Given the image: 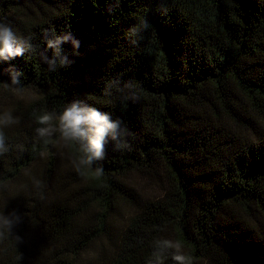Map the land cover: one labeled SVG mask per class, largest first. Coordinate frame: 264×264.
I'll return each instance as SVG.
<instances>
[{"label": "trees", "instance_id": "1", "mask_svg": "<svg viewBox=\"0 0 264 264\" xmlns=\"http://www.w3.org/2000/svg\"><path fill=\"white\" fill-rule=\"evenodd\" d=\"M0 22L34 46L0 58V93L19 72L37 95L0 128V216L20 217L0 264H149L162 239L193 264H264V0H0ZM64 35L79 47L62 43L70 63L50 71L46 41ZM73 101L121 121L126 147L107 139L99 178L35 132ZM132 174L164 195L144 198Z\"/></svg>", "mask_w": 264, "mask_h": 264}, {"label": "clouds", "instance_id": "2", "mask_svg": "<svg viewBox=\"0 0 264 264\" xmlns=\"http://www.w3.org/2000/svg\"><path fill=\"white\" fill-rule=\"evenodd\" d=\"M140 27H147L146 22H142L140 26L131 30L133 35L139 31ZM71 41L74 47H79V41L75 40L71 35L56 36L54 39H47L48 48L54 49V57L49 59L44 56L45 63L49 65V70L54 71L57 63L60 66H66L70 63L67 56L62 55L61 44ZM135 42V41H134ZM34 51L31 38L18 37L12 27L7 22H0V58L4 60L15 59L23 56L25 51ZM22 73L16 72L12 76L11 85L13 91H22L21 81L18 79ZM36 123L41 125L35 129L39 138H43V143L48 145L52 142L53 134L59 133V140L63 142V147L76 148L77 155L71 158V163L77 173L84 178L90 174L96 178L103 175V168L96 167L93 169L94 161H102L105 157V144L107 139L117 141L116 149L126 147V142L119 139L121 133L119 131L121 121L113 120L107 113H103L94 107L82 104L79 101L71 102L57 116L54 113L45 112L35 117ZM57 123H53V121ZM17 121L11 113H0V128L8 127ZM6 136L0 131V155L9 151V145L6 143ZM37 188H40V181H34ZM40 199H44L43 193H40ZM20 221V217L16 213L7 216H0V238L6 233L11 234L16 223ZM21 238L16 237L19 241ZM159 251L152 252L154 260H150L149 264H163L164 253L167 250H174L171 259L175 264H193V259L189 255H185L182 251L183 245L179 240L173 241L162 239L155 241Z\"/></svg>", "mask_w": 264, "mask_h": 264}, {"label": "rangeland", "instance_id": "3", "mask_svg": "<svg viewBox=\"0 0 264 264\" xmlns=\"http://www.w3.org/2000/svg\"><path fill=\"white\" fill-rule=\"evenodd\" d=\"M36 96L34 91L17 92L13 90H3L0 93V113L9 112L14 116H21L26 110L27 105ZM61 147L66 163L72 164L68 149L63 147V142ZM129 180L136 191L146 199L159 198L163 196L166 191V182L164 179L155 180L132 174ZM132 213L133 211L131 208L123 207L121 215L117 218L118 223L125 221L126 217Z\"/></svg>", "mask_w": 264, "mask_h": 264}]
</instances>
